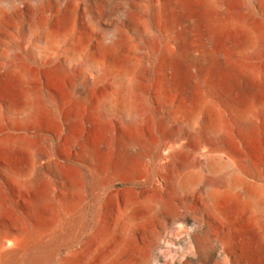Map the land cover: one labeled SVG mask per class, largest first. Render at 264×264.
I'll use <instances>...</instances> for the list:
<instances>
[{
  "label": "rangeland",
  "instance_id": "374dc122",
  "mask_svg": "<svg viewBox=\"0 0 264 264\" xmlns=\"http://www.w3.org/2000/svg\"><path fill=\"white\" fill-rule=\"evenodd\" d=\"M213 1L0 0V264H264V0Z\"/></svg>",
  "mask_w": 264,
  "mask_h": 264
},
{
  "label": "bare ground",
  "instance_id": "6f19581e",
  "mask_svg": "<svg viewBox=\"0 0 264 264\" xmlns=\"http://www.w3.org/2000/svg\"><path fill=\"white\" fill-rule=\"evenodd\" d=\"M231 0H214L212 3L213 5H217L218 3H227L230 2ZM169 5H170V9L171 12L174 14V16H184L185 14H188L190 7H189V3L188 0H169ZM246 29L248 30L249 33V41H248V47L250 48L251 52L249 53L251 56H255V55H260L262 52H264V28L262 26H257V25H247ZM47 40L51 43L55 42V39L52 36H48ZM115 42L112 43V45L110 46L111 48L115 47ZM109 105L110 107H120V104L117 102H113L111 100L105 99L101 102L102 106H106ZM235 121L234 123H237L239 126H241L244 129H250L252 127V122L248 119H236V120H232V122ZM126 125L129 126L131 124L130 120H127ZM226 125L228 127V122H226ZM213 166V161L210 160L207 162V167L212 168ZM180 189V185L178 184V182L176 180H174L173 184H172V195H176L178 190ZM253 191L254 193H257V195H264V187L263 186H256L253 187ZM249 192V191H248ZM247 193V192H245ZM248 196V197H247ZM247 201L249 203L250 207H255L256 205V198L255 196H253V194L251 195H247ZM146 202L151 203V204H157L159 206L163 205L162 202H160L159 200L150 197L146 200ZM248 205V204H247ZM117 229L119 228L120 231L123 229V225L117 223L116 224ZM118 229V230H119ZM18 251L16 250H9L5 253L4 257L5 260L1 263V264H16L17 262V258H18ZM25 264H34V260L33 259H28L26 260Z\"/></svg>",
  "mask_w": 264,
  "mask_h": 264
}]
</instances>
